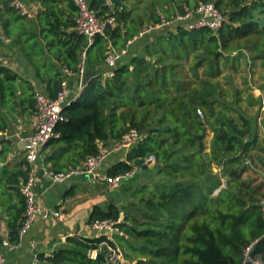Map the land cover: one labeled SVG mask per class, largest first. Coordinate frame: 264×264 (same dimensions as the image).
<instances>
[{
  "label": "trees",
  "instance_id": "1",
  "mask_svg": "<svg viewBox=\"0 0 264 264\" xmlns=\"http://www.w3.org/2000/svg\"><path fill=\"white\" fill-rule=\"evenodd\" d=\"M37 1L44 10L21 16L11 0H0V59L20 57L35 80L0 63V132L35 116L36 89L55 97L65 70L78 73L86 51V86L65 108L66 120L56 128L59 136L44 146L51 148L45 164L65 171L120 140L129 128L142 136L127 160L109 171L119 175L137 167L139 180L126 189L124 203L106 210L95 206L89 220L112 218L121 233L113 241L106 236H68L52 255L39 254L38 264H105L91 256L103 242L120 248L125 259L136 264L264 262V190L251 178L260 115L254 120L243 112L232 113L234 101L226 99L230 92L217 80L228 66L229 73L240 69L248 51V62L262 67V82L255 89L264 91V0H125L127 7L91 0L101 19L113 16L115 23L89 47L76 28L78 8L72 0ZM200 2H214L228 23L216 32L179 28L149 34L129 48L113 77H104L110 47L121 50L145 23L155 24L161 15L170 18L185 5ZM242 93L236 89L235 104ZM248 97L254 99L253 94ZM257 99L261 109L264 96ZM208 132L213 137L209 151L202 153L199 136ZM150 155L156 158L153 168L145 164ZM249 159L253 164H246ZM141 170L151 177L142 178ZM18 175L28 176L24 171ZM18 193L20 207L8 221L12 245L21 243L26 210ZM253 242L251 261H246L245 251ZM99 253L107 257L108 250Z\"/></svg>",
  "mask_w": 264,
  "mask_h": 264
},
{
  "label": "built area",
  "instance_id": "2",
  "mask_svg": "<svg viewBox=\"0 0 264 264\" xmlns=\"http://www.w3.org/2000/svg\"><path fill=\"white\" fill-rule=\"evenodd\" d=\"M78 8V16L76 18L77 30L87 39V46H91L97 35L105 33L108 24H114L115 18L113 16L107 19H101L98 12L91 7V0H72ZM108 4L111 1L108 0ZM11 5L21 16H31V6L27 0H11ZM228 23V16L223 14L214 2H200L195 6L185 5L182 12L167 18L161 15L160 21L149 25L142 29L133 39L128 41L125 48L121 50L112 47L105 56V72L104 77L111 78L114 76V70L119 65L124 55L129 53V48L137 41L145 38L149 34L165 29L176 31L181 28L187 31L195 29L207 28L212 31H218L224 24ZM85 61L86 51L83 52L82 62L78 69L79 83L76 97L72 95V88L70 77L72 72L65 70V78L61 82L60 90L55 97H50L41 87L36 89V114L34 116V131L28 135L22 133H15L12 136L25 142L26 165L25 170L28 173L27 179L20 187V193L25 199L26 210L22 219L21 228L19 230V238L22 240L27 232L32 227L33 222L37 218L43 220H59L64 216L61 208L42 207L37 200V193L35 191V173L42 168L44 174L53 183H65L72 181L75 178H86L93 182L98 181L106 184L111 190H116L124 181L133 178L139 169L136 167L130 171L119 175H110L102 173L100 168L105 162L106 158L116 152L122 150H132L142 140V136L138 129L129 128V130L121 137L120 140L114 142L112 145L102 146L100 153L97 155H90L85 158L83 163L74 168H69L65 171H56L44 165L42 161V150L44 146L57 138L59 134L56 128L59 123L66 120L64 110L70 106L82 93L85 88ZM258 91V89H255ZM262 111H264V100L262 102ZM199 114L203 116L199 110ZM262 118L259 117V122ZM11 136L6 131L0 132V150L3 147L5 139ZM145 164L148 166L156 165V158L150 155L145 159ZM247 165H251V161H246ZM218 192V191H217ZM261 212L264 218V199L261 201ZM117 221L112 218H105L89 222L88 228L96 234V236H106L107 240L113 241L116 234L121 233L117 227ZM256 242H253L245 251L246 261H251L250 253ZM4 246L8 250H13L18 245H12L7 238L3 241ZM20 245V244H19ZM102 248H107V259L110 264H136L135 262H128L120 248H112L107 242L100 245L99 251L95 250L91 253L93 258L101 252ZM0 264H6V256L0 253ZM32 264H38V259ZM255 264H264L263 261H257Z\"/></svg>",
  "mask_w": 264,
  "mask_h": 264
},
{
  "label": "crops",
  "instance_id": "3",
  "mask_svg": "<svg viewBox=\"0 0 264 264\" xmlns=\"http://www.w3.org/2000/svg\"><path fill=\"white\" fill-rule=\"evenodd\" d=\"M27 2L31 6L32 16H36L38 12L44 10L41 1L27 0ZM1 62L15 70L21 76L32 79L31 73L26 67L27 62L25 60L21 62L20 57L12 55L7 59H0ZM70 79L72 95L76 97L79 76L78 74H72ZM260 117L263 120L258 125V142L255 145V151H253L254 161H252L254 164H258L260 168L259 173L261 172L262 175L259 174L260 177H258L264 190V114L261 113ZM33 131L34 116L11 124L9 130H7V133L11 137L5 139L3 147L0 150V253L5 254L6 264H32L38 259L37 256L39 254L50 256L56 249L66 243L68 236L76 234L86 237H96V234L88 228L94 207L100 206L102 210H106L109 205H120L126 200L125 195L121 196V194L119 195L120 192L116 193V191L121 189L120 187L116 190H111L102 182H93L82 177L65 183H53L44 174L43 169L40 168L35 173V191L37 193L38 203L42 207L61 208L64 216L56 221H45L42 218H37L21 240L20 245L13 250H8L4 246L3 241L9 237L8 221L20 207L18 192L25 181L24 176L18 174L23 171L27 172L25 170V145L21 140L12 135L17 132L28 135ZM212 137L213 134L211 132H208L207 136H205L204 143L206 152L209 151ZM58 150L59 148L55 149V152ZM50 152V147L42 150L41 158L45 167H49L52 164L50 162L48 165L45 164V158ZM129 152L130 150H122L109 155L100 168V171L109 174V171L118 163L127 160ZM249 160L251 161V159ZM69 167L70 165L65 168ZM153 167L149 166V168ZM139 174L144 179L151 177V173L147 171L141 170ZM134 177H136L137 182L139 176ZM134 177L128 180L131 184H133Z\"/></svg>",
  "mask_w": 264,
  "mask_h": 264
},
{
  "label": "rangeland",
  "instance_id": "4",
  "mask_svg": "<svg viewBox=\"0 0 264 264\" xmlns=\"http://www.w3.org/2000/svg\"><path fill=\"white\" fill-rule=\"evenodd\" d=\"M140 15L142 17H144L143 11L139 12ZM146 21V20H145ZM146 25L142 28H147L148 24L145 23ZM162 32H166L165 30H163ZM139 45V43H138ZM141 45V44H140ZM236 52L233 54L235 55ZM245 57H241L240 61H239V66L240 69L236 70V71H232L230 72V68L228 66V68L226 67V69H224L222 71V73L217 77L218 81H221L222 86L225 90H227V92H230L229 95H226V99L228 101H236L235 99H233L234 93L236 91V89L242 90V97L239 101L238 104H235L234 102L231 104V108H232V113L236 114L237 112H243L244 114H246L248 117H251L252 119L256 120L257 116L260 115V101L259 99H257V96H264V91H255V88H259L260 84H261V77H260V73L262 71V67L260 65V63H257L256 65H251L248 62L249 59V52L248 51H244ZM238 56V55H236ZM11 57V56H10ZM9 58V57H7ZM6 58V59H7ZM251 65V66H250ZM186 70L188 71V66H186ZM85 80V79H84ZM253 94L254 95V99L251 101L248 97V95ZM256 94V95H255ZM231 96V97H230ZM225 98L222 97L221 100H224ZM237 110V111H234ZM203 113V112H202ZM259 120V117H258ZM253 164V162H251ZM255 167V173H253V175H251V178L254 179V181H258V184H261V181L259 182L260 178L258 177L259 174H261V172L259 173L260 168L258 167L257 164H254ZM253 176V177H252ZM135 179L133 180V182H136V177H134ZM131 183L130 181H124L121 186H120V190H122L123 192L121 193L122 195L126 193V189L131 188ZM116 191L117 192H120ZM217 192V191H216ZM215 192V193H216Z\"/></svg>",
  "mask_w": 264,
  "mask_h": 264
},
{
  "label": "water",
  "instance_id": "5",
  "mask_svg": "<svg viewBox=\"0 0 264 264\" xmlns=\"http://www.w3.org/2000/svg\"><path fill=\"white\" fill-rule=\"evenodd\" d=\"M110 1H111L112 5H120L122 7H127V5L125 4V0H110ZM204 139H205V135L199 136L200 148H201L202 153L204 152V149H205ZM23 143H24V145L26 144L25 142H23ZM162 168L163 167L157 168L155 170V172H158ZM95 258L103 261L105 264H110L104 253H98Z\"/></svg>",
  "mask_w": 264,
  "mask_h": 264
}]
</instances>
